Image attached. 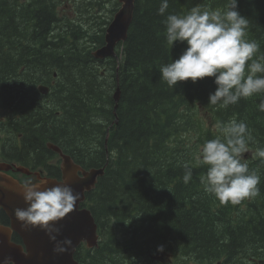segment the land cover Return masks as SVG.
Masks as SVG:
<instances>
[{"label":"trees","instance_id":"obj_1","mask_svg":"<svg viewBox=\"0 0 264 264\" xmlns=\"http://www.w3.org/2000/svg\"><path fill=\"white\" fill-rule=\"evenodd\" d=\"M57 1L0 0V131L19 140L11 144L18 157L34 159L55 177L60 159L48 142L85 170L105 168L82 205L100 242L86 254L77 248L76 260L152 264L151 256L165 253L172 264H244L249 258L264 264V162L255 158L256 147H264V112L257 107L264 94L218 108L208 104L214 78L169 88L159 71L186 46L167 44L166 15L197 6L223 9L227 0H169L164 16L160 0H135L127 38L116 57L105 60L92 53L104 44L118 1L101 14V0H82L77 14L84 21L59 17ZM238 11L249 20L246 39L264 54V0H238ZM40 85L49 88L47 95ZM232 119L243 120L257 142L243 160L260 176L259 195L224 204L205 191L206 166L192 152ZM184 162L193 173L187 184ZM242 205H250L252 229L243 217L231 221ZM246 233L262 238L249 241Z\"/></svg>","mask_w":264,"mask_h":264},{"label":"clouds","instance_id":"obj_2","mask_svg":"<svg viewBox=\"0 0 264 264\" xmlns=\"http://www.w3.org/2000/svg\"><path fill=\"white\" fill-rule=\"evenodd\" d=\"M169 0H160L158 14L164 16ZM169 45H186L179 56L159 68L161 80L169 88L178 82L196 83L205 77L214 78L216 88L209 93L208 104L228 108L242 98L264 94V54H259V44L246 39L249 20L238 11V0H227L223 9L211 7L191 8L186 14L166 15L163 21ZM264 112V99L258 104ZM217 135L199 146L197 161L206 166L201 177L205 191L219 202L239 204L244 199L259 195L260 176L250 170L243 154L257 143L252 131L243 121L236 119L217 125ZM255 156L264 162V147L257 146ZM184 169L185 184L192 179V168L187 162ZM47 181L25 182L20 193L26 208L14 209L21 227L40 228L53 242V252L65 254L72 248L70 238L58 240L60 228L56 223L76 208L80 193L67 182L47 186ZM0 187L9 186L0 181ZM163 251V246H158ZM2 264H15L7 257Z\"/></svg>","mask_w":264,"mask_h":264},{"label":"water","instance_id":"obj_3","mask_svg":"<svg viewBox=\"0 0 264 264\" xmlns=\"http://www.w3.org/2000/svg\"><path fill=\"white\" fill-rule=\"evenodd\" d=\"M118 2L120 7L106 27L104 44L92 53L96 59L103 60L115 56V48L127 38L133 18L135 0H118ZM38 91L46 95L49 89L46 86H39ZM119 96L120 91L117 88L113 94L114 109H116ZM47 147L60 157L61 177L60 179L46 178L42 181H47L49 187L67 182L76 192L80 193V199L77 201L74 211L55 225L61 230L57 239L70 238L73 242L72 248L65 254H56L53 252V242L49 240L43 230L21 227L20 222L14 216V209L27 207L20 193L22 185L16 179L0 175V181L9 186L8 189L0 187V208L10 220L12 230L20 236L23 245L22 247L12 243L10 229L0 226V264L7 257H10L15 264H77L73 257L77 246L81 243H86L90 248L97 246V225L90 211L84 208L79 209V206L85 201V194L94 188L97 178L103 176L105 168L85 170L75 164L53 143H48ZM26 174L29 175V173ZM163 256L165 254L160 253L151 256V259L162 260Z\"/></svg>","mask_w":264,"mask_h":264},{"label":"flooded vegetation","instance_id":"obj_4","mask_svg":"<svg viewBox=\"0 0 264 264\" xmlns=\"http://www.w3.org/2000/svg\"><path fill=\"white\" fill-rule=\"evenodd\" d=\"M10 137L11 134H9L7 131L5 130L0 131V175H4L16 179L21 185H23L25 182L39 183L46 178L48 179L58 178L53 176L52 175L53 173H51L45 167L33 164L35 163L34 159L31 158L28 159L25 157V155L18 157L19 153L17 154L15 152L11 144L13 143V141H16V143L18 144L19 140L15 137L13 138ZM48 164L52 165V163L51 164L48 163ZM26 173H29V175H27ZM239 209H240L239 213L237 214L235 212L233 213L231 221L232 222L235 221L237 219V216L243 217L244 222L247 223L249 229L255 227V224L250 220L251 219L250 213H248V209H251L250 205L249 206L242 205L239 207ZM0 226H5L9 228L11 231L10 241L14 244L21 245L23 247L20 236L17 233H15V231H13L12 228L10 227V220L8 219L2 208H0ZM240 237L241 236H239V238ZM245 237L250 238L249 241L261 240L260 238H262V236L256 233L254 234L246 233ZM79 247L82 248L85 254L89 252V250H92L90 248H87L84 243L80 244ZM236 257L245 259L242 253H239V255ZM245 260L250 264H255L254 263L255 259L253 258H249ZM261 261H264V259ZM152 264H172V261L168 257L163 256L162 260H152Z\"/></svg>","mask_w":264,"mask_h":264},{"label":"rangeland","instance_id":"obj_5","mask_svg":"<svg viewBox=\"0 0 264 264\" xmlns=\"http://www.w3.org/2000/svg\"><path fill=\"white\" fill-rule=\"evenodd\" d=\"M58 5L56 6V11L59 17L64 18L65 20H71V19H78L79 21H84V16H79L77 13L81 7L82 0H58ZM114 3V0H101L100 4L101 6V14H106L108 11L112 8V4ZM93 14L97 13V7H94L92 9ZM98 16V15H97ZM98 69H100L101 72H104V65H98ZM100 72V74H101ZM101 76H103L101 74ZM207 128L211 127V124L206 125ZM198 149L199 147H196V150L192 152V154H195V157L198 156ZM252 157V156H251ZM255 158L259 160L256 156ZM188 264H191L188 262ZM247 264V261L245 262Z\"/></svg>","mask_w":264,"mask_h":264},{"label":"bare ground","instance_id":"obj_6","mask_svg":"<svg viewBox=\"0 0 264 264\" xmlns=\"http://www.w3.org/2000/svg\"><path fill=\"white\" fill-rule=\"evenodd\" d=\"M29 39V38H28ZM31 47V46H30ZM37 50V49H36ZM46 53V52H45ZM83 55V54H82ZM120 58V57H119ZM120 60V59H119ZM55 74V73H54ZM56 77V76H55ZM55 77H53V78H55ZM36 86V85H35ZM37 90V89H36ZM37 93H38V91H37ZM36 97V96H35ZM13 233V232H12ZM14 236H16V235H14Z\"/></svg>","mask_w":264,"mask_h":264}]
</instances>
